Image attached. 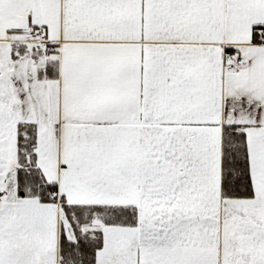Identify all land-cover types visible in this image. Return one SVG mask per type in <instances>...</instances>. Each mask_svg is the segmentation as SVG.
I'll use <instances>...</instances> for the list:
<instances>
[{
	"label": "snow or ice",
	"instance_id": "snow-or-ice-1",
	"mask_svg": "<svg viewBox=\"0 0 264 264\" xmlns=\"http://www.w3.org/2000/svg\"><path fill=\"white\" fill-rule=\"evenodd\" d=\"M0 264H264V0H0Z\"/></svg>",
	"mask_w": 264,
	"mask_h": 264
}]
</instances>
